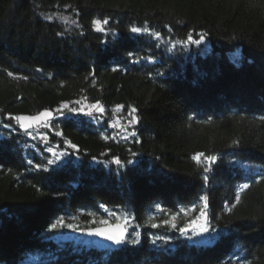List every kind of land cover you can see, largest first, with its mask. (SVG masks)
I'll return each instance as SVG.
<instances>
[{
  "label": "trees",
  "instance_id": "1",
  "mask_svg": "<svg viewBox=\"0 0 264 264\" xmlns=\"http://www.w3.org/2000/svg\"><path fill=\"white\" fill-rule=\"evenodd\" d=\"M0 264H264V0H0Z\"/></svg>",
  "mask_w": 264,
  "mask_h": 264
},
{
  "label": "rangeland",
  "instance_id": "2",
  "mask_svg": "<svg viewBox=\"0 0 264 264\" xmlns=\"http://www.w3.org/2000/svg\"><path fill=\"white\" fill-rule=\"evenodd\" d=\"M100 28H102V22L101 21H100ZM239 57H240V54L238 51H235L231 54V58L234 60L238 59ZM94 104H97V103H93V102H89V101L84 100V101H81L80 107L82 110L90 111V113L96 114V117L98 119H100L101 121H105L106 119H108V126L114 130L112 132V136H114L118 139H125V138H128L133 133L132 127H134L135 123L133 124L130 122L133 119V116L124 115L121 107L113 108V110H112L113 117H110L104 106L99 104V106L104 109V111L101 113L96 108L91 107ZM46 123H41L40 125H42V124L45 125ZM33 127H38V126H32L30 128H27V129H31ZM27 129H25V130H27ZM29 134L32 137H36V136L42 137V136L46 135V133L44 131H41L38 129H32ZM53 152L59 158V161H63L64 156H63L62 151L53 150ZM201 218H200L199 222L201 221ZM194 231L196 234L195 237L197 239H199L200 234L198 232V229H195Z\"/></svg>",
  "mask_w": 264,
  "mask_h": 264
},
{
  "label": "snow or ice",
  "instance_id": "3",
  "mask_svg": "<svg viewBox=\"0 0 264 264\" xmlns=\"http://www.w3.org/2000/svg\"><path fill=\"white\" fill-rule=\"evenodd\" d=\"M94 23L96 24L98 30H102V29H100V21L99 20L94 21ZM107 23H108V21L105 20L104 24H107ZM130 30H131L132 33H140L141 31H145V32L147 31V29H141L139 27H132ZM157 36H159L158 33H157ZM189 39H191V37H189ZM202 39H203V36H201V38L199 40H195L193 42L194 43H200L202 41ZM8 75L12 76L13 73L12 72H8ZM65 107H67V105H65ZM91 107L96 108L101 113L104 111V109L99 106V103L94 104ZM71 111L75 112V111H77V109L73 108V109H71ZM132 111L135 112V109H133ZM89 114H91V113H89ZM51 116H52L51 112L44 111V112H41L38 116H31V117H28V116H16L15 120L18 121V122H22V121H25V120H31V121L39 122L41 120H47ZM130 122L133 123V124L136 123L135 117H133V119ZM20 126L21 127H26L23 123H21ZM45 126L47 127V125H45ZM27 127H31V125H28ZM57 134L59 135V133H57ZM72 147L75 148L76 146L72 145ZM49 151H51V150L49 149ZM201 155H203V154H201ZM198 159H199V157H198ZM208 159L210 161H215L216 157L215 156H210V157H208ZM52 162L53 161H51V160L48 161V163H52ZM116 163L119 164V160H117ZM204 179L207 180L208 177L205 176ZM248 187L249 186L247 184L243 185V188H245V189L248 188ZM235 199L237 201H239L240 197H239L238 194L235 196ZM204 200L207 201V197H204ZM201 215L203 216V213ZM173 219H175V218L173 217ZM57 223H59V224H61L63 226L62 221H58ZM102 223H107V221H102ZM164 223L167 224L168 222L164 221ZM192 223L194 225L193 230L198 228L201 232H207L208 231V229L203 224H201L199 221H193ZM156 226L157 225H153V227H156ZM171 226L173 228H176V224L175 223H173ZM52 227L55 229L57 227V224H53ZM67 227L71 228V227H73V225L69 224V225H67ZM179 231L181 233H186L188 231V228L187 227H182V228H179ZM89 234H96V235L106 236L107 239L112 240V241H114L117 244L122 243L124 241V236H125V233H124L123 230H121L118 234L113 235V234H110V233L106 232L105 230L93 229V230H90ZM133 242H135V241H133Z\"/></svg>",
  "mask_w": 264,
  "mask_h": 264
},
{
  "label": "water",
  "instance_id": "4",
  "mask_svg": "<svg viewBox=\"0 0 264 264\" xmlns=\"http://www.w3.org/2000/svg\"><path fill=\"white\" fill-rule=\"evenodd\" d=\"M44 111L51 112L52 113V116L50 118H48L47 120H41L39 122H37V121H31V120H25V121L19 122L20 125H21V123H23L26 126V127H21L20 126L21 129H24L25 130L27 128H30V127H27L28 125H31V127H32V126H39L41 123H46L52 117H54L55 112L52 109H46L45 108V109H42L41 111H39L37 113H30V114H21V115H18V116H28V117L38 116L41 112H44ZM208 221H209V215H208V213H206L201 218L200 223L203 224L208 229L207 232H201L197 228L199 230L200 235H201V239L204 242H206L209 239V237H210V231H209V227H208ZM93 229L105 230L106 232H108L110 234H113V235L118 234L121 230H123L124 233H125V236H124V241H125V239L127 237V234H128V223H127V221H120V222H114V223L101 224V225H97V226L91 227L90 229L87 230V233L89 234L90 233V230H93ZM89 235L96 237V243L100 247H105V248H112V247L120 248L124 244V241L122 243L117 244L114 241L107 239L106 236L96 235V234H89Z\"/></svg>",
  "mask_w": 264,
  "mask_h": 264
},
{
  "label": "bare ground",
  "instance_id": "5",
  "mask_svg": "<svg viewBox=\"0 0 264 264\" xmlns=\"http://www.w3.org/2000/svg\"><path fill=\"white\" fill-rule=\"evenodd\" d=\"M126 238H127V237H126ZM199 238H200V241L204 243V241H202V239H201V235H200V237H199ZM209 238H210V237H209ZM125 240H126V239H125ZM208 240H209V239H208ZM208 240H207V241H208Z\"/></svg>",
  "mask_w": 264,
  "mask_h": 264
}]
</instances>
